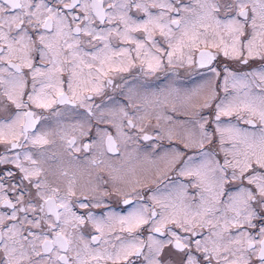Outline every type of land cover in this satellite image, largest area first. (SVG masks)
<instances>
[{
  "label": "snow or ice",
  "instance_id": "1",
  "mask_svg": "<svg viewBox=\"0 0 264 264\" xmlns=\"http://www.w3.org/2000/svg\"><path fill=\"white\" fill-rule=\"evenodd\" d=\"M0 264H264V0H0Z\"/></svg>",
  "mask_w": 264,
  "mask_h": 264
}]
</instances>
